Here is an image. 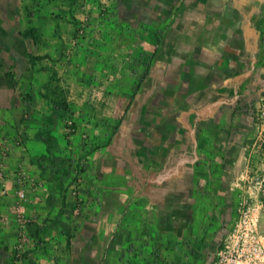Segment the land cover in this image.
<instances>
[{
    "label": "crops",
    "instance_id": "crops-1",
    "mask_svg": "<svg viewBox=\"0 0 264 264\" xmlns=\"http://www.w3.org/2000/svg\"><path fill=\"white\" fill-rule=\"evenodd\" d=\"M118 10L138 35L135 68L109 85L91 69L103 64L93 43L66 54L72 1L0 0V206L23 171L33 216L19 264H214L229 182L257 161L264 0H120ZM51 77L62 103L46 98Z\"/></svg>",
    "mask_w": 264,
    "mask_h": 264
},
{
    "label": "rangeland",
    "instance_id": "rangeland-1",
    "mask_svg": "<svg viewBox=\"0 0 264 264\" xmlns=\"http://www.w3.org/2000/svg\"><path fill=\"white\" fill-rule=\"evenodd\" d=\"M76 8V16H70V22L75 27L70 34L69 45L66 54L75 53L81 46L87 50L86 43H93L102 54L103 64L92 63L91 69L95 75L101 72L107 78L109 85H114L115 76L118 80L127 78L135 68L134 54L131 52V41L138 35L132 32L131 22L119 17L120 0H69ZM149 2V1H148ZM147 2V3H148ZM133 34V35H132ZM262 46H264V29L260 34ZM138 39V38H137ZM69 50V51H68ZM109 78V79H108ZM52 81L57 93L63 90L64 84ZM256 124L259 127L256 132V144L254 151L258 152L257 161H252L245 175L231 178L228 192L231 196L230 214L231 223L221 239L219 249L224 245L227 235L232 231L235 223L245 214L256 218L257 231L264 243V235L261 233V221L264 210V101L260 102L255 113ZM1 165V163H0ZM23 171L14 175V189L12 191L11 205L5 212L0 206V221L11 219L12 238L6 242V247L11 250V257L6 264H19L25 251L30 247L29 227L33 223V216L25 212L26 192L23 188ZM4 177L0 170V178ZM4 191L0 188V201ZM10 214V215H9ZM8 225V226H10ZM116 233V231H114ZM0 246H3V237L0 238ZM47 258V256H45ZM62 261L66 256L60 257ZM51 259V258H50ZM32 261V260H31ZM35 264V263H33Z\"/></svg>",
    "mask_w": 264,
    "mask_h": 264
},
{
    "label": "built area",
    "instance_id": "built-area-1",
    "mask_svg": "<svg viewBox=\"0 0 264 264\" xmlns=\"http://www.w3.org/2000/svg\"><path fill=\"white\" fill-rule=\"evenodd\" d=\"M214 264H264V243L255 217L244 213L235 223Z\"/></svg>",
    "mask_w": 264,
    "mask_h": 264
},
{
    "label": "trees",
    "instance_id": "trees-1",
    "mask_svg": "<svg viewBox=\"0 0 264 264\" xmlns=\"http://www.w3.org/2000/svg\"><path fill=\"white\" fill-rule=\"evenodd\" d=\"M54 79L51 77V80L49 81L50 85L48 86V83L47 84H44L43 85V88L45 89V92L47 93V97L48 99H50L52 102H55V103H62L63 102V99L60 98V96L58 94H56V88L55 85L53 87L52 85V81Z\"/></svg>",
    "mask_w": 264,
    "mask_h": 264
}]
</instances>
